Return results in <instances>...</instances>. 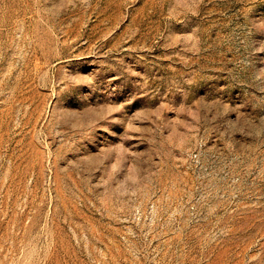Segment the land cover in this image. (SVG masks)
Wrapping results in <instances>:
<instances>
[{"label":"rangeland","instance_id":"rangeland-1","mask_svg":"<svg viewBox=\"0 0 264 264\" xmlns=\"http://www.w3.org/2000/svg\"><path fill=\"white\" fill-rule=\"evenodd\" d=\"M0 264H264V0H0Z\"/></svg>","mask_w":264,"mask_h":264}]
</instances>
